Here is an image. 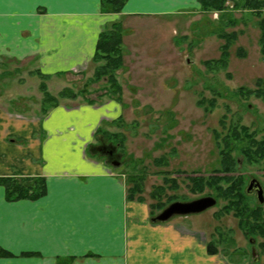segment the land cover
Masks as SVG:
<instances>
[{
    "label": "crops",
    "instance_id": "crops-1",
    "mask_svg": "<svg viewBox=\"0 0 264 264\" xmlns=\"http://www.w3.org/2000/svg\"><path fill=\"white\" fill-rule=\"evenodd\" d=\"M150 2L160 0H126L119 14H109L99 0H0V74L9 75L1 73L4 64H16L15 74L23 70L19 77L25 76L19 83L29 76L44 77L45 84L61 76L89 77L99 33L114 21L123 28L119 99L90 104L76 97L81 103L57 102L45 114L40 100L38 116L3 110L0 103V177L44 183L42 196L11 201L0 186V248L11 255L0 264H227L208 252L202 233L173 222L175 217L152 222L144 201L127 199L123 174L88 152L94 140L105 141L101 132L118 133L126 123L124 92L155 101L150 90L135 86L153 73L144 63L165 60L171 46L150 48L134 40L135 23L129 21L169 10L150 9ZM159 70L157 77L167 76ZM117 74L126 81L119 83ZM133 103L146 104L137 98Z\"/></svg>",
    "mask_w": 264,
    "mask_h": 264
},
{
    "label": "rangeland",
    "instance_id": "rangeland-1",
    "mask_svg": "<svg viewBox=\"0 0 264 264\" xmlns=\"http://www.w3.org/2000/svg\"><path fill=\"white\" fill-rule=\"evenodd\" d=\"M232 1L225 2L226 8L221 13L201 11L194 0H160L157 5L150 2L149 7L169 9L163 12V16L129 19L136 27L134 40L145 41L148 44L146 46H158V49L168 43L171 54L167 55L169 59L156 61L157 64L155 61L151 65L145 62L146 66L153 67V73L143 78L145 84L135 86L137 90H150L148 96L155 101L143 93H140L141 97L137 96L136 91L124 92L123 100L129 103L124 109L126 123L120 129L117 128L120 140H110L112 143L120 142L118 149L122 153L118 158L120 164L111 168L123 174L127 187L132 173L137 175L142 172V197L148 207L156 203L149 196L155 186L164 187L158 200L164 204L172 200L166 205L173 201L187 202L204 196L213 197L216 201L213 207L198 214L172 217L173 222L181 223L198 234L202 233L206 241L213 242L215 251L227 264H264V250L259 246L262 239L258 235H245L237 219L231 213L222 212L226 201L215 197L213 190L204 189L201 193H193L187 187V177H207L218 167L214 131L222 134L223 130L238 123L254 133L256 139L264 137V102L237 92L239 88L252 89L256 79H264V59L257 44V19L247 9L234 6V3L240 5L242 0ZM220 31L236 34L228 51L227 66L225 69H207L203 61L218 58L219 47L224 43L218 37ZM158 55L156 57L163 56L161 52ZM135 62L127 60L126 64L137 65ZM4 65L1 73L9 75L0 74V103L3 110L22 116L41 115V95L37 89L40 79L29 76L25 78V83H19L20 79L24 81L25 76L19 77L24 74L21 73L23 70L15 74V69H18L16 64ZM159 69H164L167 76L157 77L163 73ZM89 77L71 75L51 78L46 86L55 97L65 88L76 93ZM117 78L119 83L126 81L122 74H117ZM103 85L104 80L89 84L88 93L77 97L86 103L112 97L102 94ZM159 96L161 102L158 101ZM136 98L146 104H134ZM74 99L57 97V102L63 105L81 103ZM7 100H12L13 105L6 106ZM97 142L94 140V144ZM233 156L238 162L235 174L242 177L244 187L251 178H255L262 186L264 197V161L246 164L236 151H233ZM156 159H161L162 164H156ZM163 178L172 179L175 187L170 188L173 183H165ZM248 197V207L259 206L264 219V202L258 205L254 195ZM158 212H153V216Z\"/></svg>",
    "mask_w": 264,
    "mask_h": 264
},
{
    "label": "trees",
    "instance_id": "trees-1",
    "mask_svg": "<svg viewBox=\"0 0 264 264\" xmlns=\"http://www.w3.org/2000/svg\"><path fill=\"white\" fill-rule=\"evenodd\" d=\"M100 7L103 13L119 14L121 8L126 0H99ZM201 11H217L223 12L226 8L225 2L232 0H195ZM235 7L247 9L257 19L256 25L258 29L257 44L259 53L264 59V2L262 0H242L241 4L234 3ZM263 13V14H262ZM222 18V17H221ZM233 23V21H231ZM122 33L123 28L119 21H114L107 27L103 28L99 33L94 55L91 59L93 63L92 74L85 80L81 89L72 93L70 89L61 90L57 96H52L46 88L44 77L38 84V90L41 94L43 114L57 104V97L59 98H76L78 95H85L88 93L87 88L89 84L97 83L104 80L103 85L104 96L109 95L115 99L120 98V85L116 79V71L122 67ZM235 33H223L220 31L218 37L224 40V43L219 47V56L213 60L203 61L205 68L225 69L227 66V58L229 57V48L233 41H235ZM241 53L240 49H237ZM237 53V52H236ZM235 53V54H236ZM239 54V53H238ZM242 56V55H241ZM239 95L245 97H253L264 102V79H256L254 88L237 90ZM91 103V101H88ZM221 121V125H224ZM102 139L105 138L106 143L113 148H119L120 142L110 141L111 139L120 140L119 133L101 132ZM213 139L218 155V167L212 173L203 177V175H191L187 177L189 185H187L190 192L201 193L204 189L213 190L215 197L226 201V205L221 208L223 213H231L238 221V226L242 229L245 235H258L262 242L259 246L264 250V219L262 211L259 206L253 208L248 207L247 199L244 194V182L241 176L235 174L238 162L233 156V151H236L239 158L246 164H258L264 161V137L256 139L254 133L249 132L245 126L234 123L223 130L220 134L217 131L213 132ZM112 144V145H111ZM119 151V149H118ZM156 164H162L161 159L155 160ZM141 169V168H140ZM264 169V167H263ZM142 172L137 175L132 173L128 180V187L126 189V197L128 200L144 201L142 197L143 180ZM166 174V172H163ZM165 183H173L169 187H175L172 179L163 178ZM0 186L4 189L5 198L8 201L21 199H35L44 194V183L42 178H8L0 177ZM164 187L155 186L150 192L151 199L156 200L154 204L149 205L150 215L153 212L161 210L168 202L162 203L159 197L163 194ZM172 199V198H171ZM215 245L212 241H208L207 248L210 254L217 253ZM11 256L8 252L0 248V258H7Z\"/></svg>",
    "mask_w": 264,
    "mask_h": 264
},
{
    "label": "water",
    "instance_id": "water-1",
    "mask_svg": "<svg viewBox=\"0 0 264 264\" xmlns=\"http://www.w3.org/2000/svg\"><path fill=\"white\" fill-rule=\"evenodd\" d=\"M244 194L255 195L258 205L264 202L263 189L259 181L251 178L244 187ZM215 199L211 196L200 197L187 202L173 201L163 207L155 216L152 222H165L174 216H186L201 213L215 205ZM253 255V252H252Z\"/></svg>",
    "mask_w": 264,
    "mask_h": 264
},
{
    "label": "flooded vegetation",
    "instance_id": "flooded-vegetation-1",
    "mask_svg": "<svg viewBox=\"0 0 264 264\" xmlns=\"http://www.w3.org/2000/svg\"><path fill=\"white\" fill-rule=\"evenodd\" d=\"M88 152L100 154L111 167H117L120 164L118 160L120 153H117L114 148L110 146V144L105 143V141H98L96 144L90 146Z\"/></svg>",
    "mask_w": 264,
    "mask_h": 264
}]
</instances>
